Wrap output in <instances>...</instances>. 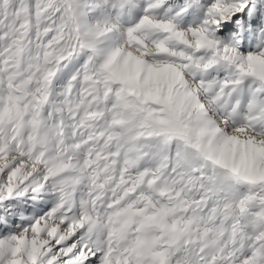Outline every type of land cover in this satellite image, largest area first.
<instances>
[{"label": "snow or ice", "instance_id": "6c2138e0", "mask_svg": "<svg viewBox=\"0 0 264 264\" xmlns=\"http://www.w3.org/2000/svg\"><path fill=\"white\" fill-rule=\"evenodd\" d=\"M0 264H264V0H0Z\"/></svg>", "mask_w": 264, "mask_h": 264}]
</instances>
